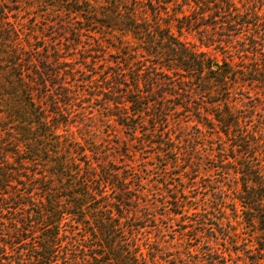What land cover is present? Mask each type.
Instances as JSON below:
<instances>
[{"label":"trees","instance_id":"trees-1","mask_svg":"<svg viewBox=\"0 0 264 264\" xmlns=\"http://www.w3.org/2000/svg\"><path fill=\"white\" fill-rule=\"evenodd\" d=\"M57 1L81 25L75 29L76 40L83 32L92 39L81 54L88 66L83 69L89 73L75 81L91 84L105 116L131 133L142 124L160 125V140L147 139L158 148L169 140L163 133L168 113L174 118V114L193 115L205 127L218 126L217 133L227 137L229 144L219 149L220 158L232 159L226 163L234 174V197L244 219L260 231L251 259V264H260L264 259V126L261 118L254 121L247 113L254 99L264 97V0H243L244 6L240 0L242 6L236 0H181L168 19L161 12L168 13L171 0H158L155 6L152 0ZM182 5L198 16L190 17ZM172 20L177 34L172 32ZM4 23L11 34L6 45L0 38V52L8 47L5 60L0 57V227L8 224V229L0 232V264H159L156 255L140 250L135 238L139 226L134 213L128 215L139 199L132 186H139L140 178L136 173L122 178L111 161L99 162L94 142L82 145L57 132L61 105L72 91L66 85L69 72L62 69L58 56L50 60V53L42 54L39 46L24 50L18 32L8 21ZM200 26L209 27L213 34ZM182 29L195 30L201 45L212 46L221 59L187 45L179 37ZM127 34L134 45L126 41ZM110 47L119 60L102 67L101 57ZM143 55L151 63L142 69ZM127 64L132 74L130 91L125 90ZM159 73L167 77L162 79ZM167 93L180 101L169 110L157 102ZM234 93L239 95L240 108ZM50 113L54 115L49 119ZM65 227L75 229L72 260V248L63 243Z\"/></svg>","mask_w":264,"mask_h":264},{"label":"rangeland","instance_id":"rangeland-1","mask_svg":"<svg viewBox=\"0 0 264 264\" xmlns=\"http://www.w3.org/2000/svg\"><path fill=\"white\" fill-rule=\"evenodd\" d=\"M157 1L152 0V4L155 6ZM235 2L238 6L247 3L243 0H240L241 3L239 0ZM180 3L181 0H171L166 5L168 13L161 12V15L168 19V15L174 13ZM59 5L57 0H0V38H4L6 45V38L11 34L8 30L10 27L4 23L8 21L18 32V42L24 50L29 51L32 47L39 46L37 50L42 54L50 53V60L58 56L62 69L69 72L65 76L68 82L66 85L72 91L69 92L70 98L61 105L63 117L58 119L60 125L57 132L67 134L68 138L82 145L89 146L90 141L94 142L99 150V162L111 161L122 178L132 173L140 178V185L132 186L136 189L133 192L139 198L138 202L128 213H134L135 222L139 226L135 238L140 250L143 254L149 252L156 255L155 260L159 264H251L260 231L244 219L240 203L234 197V174L226 163L232 159L220 158L219 149L223 144L225 147L229 144L227 137L221 132L217 133L218 126L205 127L193 115L188 114L182 118L174 114V118L168 113L163 133L169 140L166 141L167 146L161 144L158 148L147 139L160 140V125L151 128L149 124H142L131 133L126 127L119 125L115 118L105 116L98 105V96L91 93V84L86 86L75 81L89 73V70L84 71L88 66L84 65L81 54L87 51L92 39L83 32V36L76 40L75 29L81 25L75 16L69 17ZM63 6H66L65 3ZM182 7L185 8V13L191 14L190 17L198 16L187 5ZM263 10L264 4L261 12ZM146 16L151 19L149 11ZM176 24L171 21L172 32L175 34ZM199 28L205 29L204 26ZM205 30L213 34L209 27ZM241 34L244 37L246 31ZM179 37L195 49L208 51L217 60L222 57L212 46L201 45L195 30L182 29ZM125 39L134 45L135 40L131 34H127ZM4 50L7 52L8 47ZM5 52H0L1 60H5ZM25 56L26 54L22 55ZM145 56L143 58L146 59L141 62L142 69L151 63L149 57ZM101 58L102 67L106 63L114 66L119 60V54L110 47ZM77 69L81 71L76 73ZM159 74L162 79L167 77ZM131 76L130 65L127 64L124 73L125 90H131ZM137 83L142 89L141 79ZM164 88L168 87H162V90ZM254 92L255 90L251 91L252 96ZM233 96L237 98L234 103L240 108L242 105L238 101L239 95L234 93ZM242 101L249 102L245 98ZM157 102L169 110L175 106L174 103L180 101L167 93L164 99ZM192 102L199 101L192 99ZM251 104V111L247 114L254 121L261 118L264 126V97L254 99ZM47 107L49 108V101L46 103ZM128 111L130 113V109ZM171 112L172 110L170 114ZM53 115L50 113L48 118ZM143 117L144 120L148 119L147 116ZM262 131L264 132V127ZM171 144L178 147L172 149ZM257 148L261 150L262 147ZM6 216L11 215L7 213ZM7 229L8 224L0 227V232H6ZM64 234L67 242L64 240L63 243L68 250L72 248L74 253L69 255L72 260L75 258V229L65 227ZM260 264H264V259H260Z\"/></svg>","mask_w":264,"mask_h":264},{"label":"water","instance_id":"water-1","mask_svg":"<svg viewBox=\"0 0 264 264\" xmlns=\"http://www.w3.org/2000/svg\"><path fill=\"white\" fill-rule=\"evenodd\" d=\"M217 65L215 64V65H213V67L215 68Z\"/></svg>","mask_w":264,"mask_h":264}]
</instances>
